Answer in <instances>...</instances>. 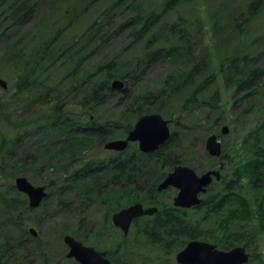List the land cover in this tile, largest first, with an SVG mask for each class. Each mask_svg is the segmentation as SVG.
I'll return each instance as SVG.
<instances>
[{
    "label": "trees",
    "instance_id": "obj_1",
    "mask_svg": "<svg viewBox=\"0 0 264 264\" xmlns=\"http://www.w3.org/2000/svg\"><path fill=\"white\" fill-rule=\"evenodd\" d=\"M79 1L50 0L42 9L40 7L42 0H0V28H3L2 35L8 41L0 64L10 65L13 79L16 77L12 82L15 91L9 101H14L12 103L15 104L21 99L25 103L36 104L43 101L45 104L41 112L24 118L19 117V111L13 112L11 108L10 112L8 110L4 112L6 107L3 109V106L8 105L9 101L5 102V99L0 97V115L9 123L7 129L8 133L11 132L4 133L0 127V135L3 136L0 140V166L4 165L5 158L1 162L4 152L7 153L6 158L11 157V152H17L19 147L26 146L19 145L24 142L23 136L30 133L31 125H34L43 141L48 137L47 142L54 143V148L48 155L52 159H58L54 170L60 171L63 187L74 188L83 200L88 197L90 201H99L108 206L109 212L105 221L111 225L110 216L113 212L127 203L136 201L139 196L140 201L148 202L153 198V194L157 193L155 184L166 173L152 186L143 187L141 181L150 177L143 173H147L148 166L153 165L147 164L156 163L160 159L163 166L172 168L181 162L172 154V149L166 147L168 142L161 146L159 150L162 151L143 153L136 150L129 154L127 149L110 156L103 155L100 145L107 140L104 131L113 124L111 122L98 124L95 120L89 119L86 124H82L78 114L75 113L73 116V112L69 110L70 103L79 104L84 113L91 114L92 109L104 103L118 90L111 86L114 78L136 79L165 55L179 62L165 82L168 90L161 89L158 93L146 90L140 93L141 101L137 100L133 104L135 107L127 102L126 112L138 117L156 112L151 110V105L158 101L167 102L177 94L184 96L181 100L184 108L195 106L200 101H207L221 111V103L216 104L211 100L213 82L220 81L223 77L229 86H234L233 93L239 92L243 87L261 86L264 83V63L261 64L259 60L264 59V49L255 54L244 51L215 63L212 59L198 60L199 56L194 50L193 25H189L183 15L165 22L170 12L194 0H162L158 8L146 12H143L139 0H111L83 33L77 35L79 39L70 42L73 38L70 40L66 35L75 23L91 6L100 2ZM250 6L253 13H257L263 9L264 0H256ZM128 9H133L136 13L124 16ZM53 11L57 12L58 17ZM121 13L123 19H118L117 15ZM52 18L63 19L65 23L49 21ZM114 22L118 24L110 30ZM22 28L25 34L20 33ZM126 30L133 36L127 47L143 44L141 52L131 57L132 71L129 68L130 61H120L116 57L92 64V67L83 74L78 72L87 58L99 51L100 46ZM92 41L98 43L88 50ZM68 61L70 63L72 61L71 68L63 78L56 81L54 73L57 67ZM124 81L125 86L119 90L130 99L128 81ZM188 88L189 92L185 94L183 91ZM254 88L252 92L257 89ZM79 90H82L80 97ZM206 95L207 98H202ZM233 103L236 104V100ZM156 110L162 112L161 114L171 122L172 115L159 106ZM222 115L224 112H220L218 116L220 121ZM217 124L218 120L214 119V126L217 127ZM258 124L243 139L245 151H248L238 157L233 169L234 178H223L222 181L209 185L200 205L185 209L175 207L171 202L158 203L156 205L159 206V210L153 216L136 220L139 223L143 220L150 221L153 225L151 237L154 242L167 246L171 251L173 244H186L190 239L199 237L197 225L192 218V213L199 211H202V216L216 220V229L209 238L221 248L230 249L238 244L249 246L255 240H260L263 230L255 228L254 220H258L260 226L264 225V140L260 136V131L264 133V122L259 121ZM131 127L128 125L127 131ZM173 135L174 129L171 136ZM223 152L222 156H226ZM31 153L22 159L20 169L34 168L37 162H40L39 158L32 156L34 152ZM78 161L80 165L76 164ZM54 183V180H51L48 185ZM12 185L10 192L0 187V263H8L5 258L10 257L13 252L12 246H16V242L10 237L11 228L18 226L25 211L31 210L26 196ZM214 185H219L217 191L213 190ZM59 189L63 190L62 186ZM12 204H15L16 209ZM81 221L84 222L85 218ZM250 222L251 229L246 227ZM83 228L81 225L77 231L82 233ZM118 231L112 237L115 238L119 234L123 241L127 240L128 237ZM27 232L28 229L23 232L21 238L27 240ZM64 232L65 230L61 234ZM156 232H159L160 239L154 237ZM106 234H109L108 229H100L94 234L98 245ZM74 236L81 239L77 234ZM252 254L256 256L254 252ZM20 261L21 259L17 258L14 264L22 263Z\"/></svg>",
    "mask_w": 264,
    "mask_h": 264
},
{
    "label": "rangeland",
    "instance_id": "obj_2",
    "mask_svg": "<svg viewBox=\"0 0 264 264\" xmlns=\"http://www.w3.org/2000/svg\"><path fill=\"white\" fill-rule=\"evenodd\" d=\"M74 1V0H68ZM80 2L79 0H75ZM111 0H100L99 3L91 6V8L83 14L79 21H77L72 30L66 35L70 42H76L79 39L80 33L94 20V18L101 12V10ZM162 0H139V4L146 12L153 8H158ZM256 0H194L181 7L176 8L170 12L165 22L173 21L178 15H183L189 25H193L195 53L199 56L198 60L212 59V62H219L227 57H232L244 51L255 54L257 51L264 49V7L261 11L253 13L250 4ZM50 0H42L41 8H45ZM88 0H83V3ZM67 3V2H66ZM58 17L56 11H53ZM136 11L128 9L124 16L135 14ZM118 19H123V13L117 15ZM51 22L64 24L63 19L52 18ZM117 22L112 23L110 30L117 26ZM3 28H0V60H3L5 54L6 41L2 35ZM20 33L25 34L24 28L20 29ZM133 38L131 32L124 31L112 38L105 45L100 46L99 51L92 57L87 58V61L79 68V73L83 74L92 67V64L118 58L120 61H130V71L133 70L131 65V57L139 54L142 50L143 44L127 47L129 40ZM75 40V41H74ZM97 41H92L88 46V50L97 44ZM75 44V43H73ZM85 48H83L84 52ZM82 52V53H83ZM261 64L264 59L259 60ZM258 61V62H259ZM178 61L171 57L162 56L159 60L151 64V66L136 79L123 80L128 81L129 98L120 93V90L112 93L104 103L97 108L91 110V114L84 113L79 104L70 103V108L74 116L78 114L82 124H86L89 120H95L96 123L111 122L113 126L108 127L104 133L108 139H116L127 134L126 127L133 126L138 116L130 112H126L127 102L132 106L137 100L141 101L140 93L151 90L158 93L161 89L168 90L165 83L173 69L178 66ZM72 66L71 63L64 62L57 67L54 73V78L59 81L67 74ZM0 74L5 78L9 87L3 89L0 86V97L9 101L15 89L12 86L13 71L10 65L0 64ZM212 91L210 93L211 100L214 103H221V111L217 106L209 104L207 101H200L197 105L190 108L182 107L181 100L183 95H174L171 100L167 102H157L151 105V110L157 112V106L161 107L163 111L168 112L171 118V128L174 129L175 135L171 136L167 141L166 147L172 149V154L178 158L182 164L190 165L199 174L204 173L209 169L221 168V180L223 178H234V165L238 162V157L243 156L246 146L243 143L244 137L258 126L259 121L264 122V83L261 86L243 87L239 92L233 93L234 86H229V83L221 77L220 81L213 82ZM256 87L255 92H252ZM254 88V89H253ZM67 88L65 87V92ZM185 94L189 92V88L183 91ZM250 92V93H248ZM63 98L66 99L64 93ZM82 96V90L78 91V97ZM127 98V99H125ZM202 98H207V95ZM236 100V104L233 101ZM14 101H9L8 105L3 106V111L10 108L12 111H19V117H28L41 112L45 108L43 101L36 104L25 103L21 99L15 104ZM12 103V104H10ZM128 106V108L130 107ZM135 107V105H133ZM1 111V109H0ZM220 112H224L220 121ZM162 113V112H161ZM77 118V119H78ZM218 118V119H217ZM89 119V120H88ZM214 119L218 120V126H214ZM9 123L0 115V127L4 133H8ZM227 125L229 131L222 134L221 128ZM217 133L218 138L222 143L224 154L226 156L215 157L211 156L206 148V140L209 134ZM27 135V136H25ZM23 137L24 142L19 146L17 152H11V157L4 152V165L0 166V187L3 190L11 191V185L18 190L14 184L15 177L18 175H26L35 184H45L48 189V195L45 197L38 207L31 208L25 211L22 221L11 228V240L16 242V246H12L13 252L10 257H6L5 261L8 263L0 264H14L15 259H21L20 264H79L74 258H68L66 253L69 246L64 242L63 235L70 233L73 236L79 235L80 240L84 244L94 245L106 252V255L112 260L113 264H179L176 259V253L185 245L182 243L173 244L170 251L167 246L154 242L151 237L152 224L150 221L143 220L140 223L134 222L129 234L126 235L127 240L123 241L119 234L112 237L118 231V228L105 221V217L109 212V207L102 202L90 201L88 197L83 200L79 192L72 187H63L64 184L60 180V171L54 170V166L58 164V159H52L49 152L54 148V143L42 140V136L31 125L29 134ZM260 136L264 140V133L260 131ZM3 138L0 135V140ZM106 141V140H105ZM104 141V142H105ZM45 142V143H44ZM100 148L103 149V144ZM44 143V144H41ZM44 146V147H39ZM264 146V142H263ZM20 149V150H19ZM19 150V151H18ZM139 150L137 142L131 143L128 147L127 153ZM159 151H162L159 150ZM33 157L40 159V162L27 170L20 169L23 158L27 154H32ZM44 152V154H43ZM103 155H113L115 151L105 149L102 150ZM233 158V159H232ZM142 159V158H141ZM27 164V163H26ZM80 165V161L76 162ZM153 164V165H152ZM147 174L150 177L144 178L141 181L143 187L152 186L159 177L167 174L172 168L163 166L160 159L156 163H150ZM159 169L162 171H159ZM169 169V170H168ZM168 171V172H167ZM165 174V175H166ZM66 175V174H65ZM152 178V181H151ZM54 180V185H48ZM219 182V181H218ZM158 182L155 184L157 186ZM62 186L63 190L59 189ZM213 190L218 189L219 185H214ZM157 189V188H156ZM75 190V191H74ZM19 191V190H18ZM61 194H60V192ZM178 189L174 186L166 190L158 191L153 194V198L148 201H136L127 203V205L135 202H144L145 204L158 203H173L174 195L177 194ZM207 192L201 194L205 196ZM26 196V195H25ZM27 201H29L26 196ZM29 205V204H28ZM126 205V204H125ZM12 207L16 209L15 204ZM65 210V212H60ZM82 218L85 221L82 222ZM194 223L197 225V232L200 234L195 239L206 240L212 242L209 238L216 229V220L214 218H206L202 216V211L192 213ZM40 223L38 224V221ZM139 221V220H138ZM215 221V222H214ZM264 223V222H263ZM147 225V227H145ZM252 222L247 225L251 229ZM19 225L21 227H19ZM83 225L82 233L77 230ZM34 226L38 229V235H34L29 231V228ZM256 229L263 230L260 240H255L248 247L256 256L251 258L247 264H264V225L260 226L258 220H254ZM139 228H142L139 230ZM27 232V240L21 238L25 230ZM100 229L109 231V234L101 240V244L96 243L94 234ZM65 230L63 234L61 232ZM1 231V230H0ZM120 232V231H118ZM108 233V232H107ZM122 233V232H121ZM159 232H156L154 237L160 239ZM101 238V239H102ZM1 242V241H0ZM243 245V244H238ZM48 256V257H46ZM45 257V258H44ZM47 260V261H46Z\"/></svg>",
    "mask_w": 264,
    "mask_h": 264
},
{
    "label": "water",
    "instance_id": "obj_3",
    "mask_svg": "<svg viewBox=\"0 0 264 264\" xmlns=\"http://www.w3.org/2000/svg\"><path fill=\"white\" fill-rule=\"evenodd\" d=\"M124 85L125 83L121 79H115L112 82V86L115 88H122ZM0 86L4 88L8 86L7 81L1 75ZM228 131L227 125L222 127L223 134ZM170 135L169 121L160 113H149L138 118L126 138L110 140L104 146L107 149L123 150L128 146L129 141H138L141 151L154 152L169 139ZM206 148L212 156L221 155L222 144L217 134L213 133L207 137ZM221 168L210 169L198 174L191 166L177 164L158 184L157 189L161 191L170 186L177 187L178 193L174 196V204L190 208L202 202L200 193L207 190L213 177L217 180L221 179ZM15 184L21 192L28 194L31 207L40 205L42 199L47 195L44 185L36 186L24 175L17 176ZM157 210V206L144 207L142 203L137 202L115 212L112 220L115 225L122 228L125 234H128L131 223L136 217L153 215ZM30 231L37 235L35 228L32 227ZM64 241L69 246L67 257H75L81 264H111V260L104 251L85 245L70 234L64 235ZM249 258L250 253L245 246L223 250L211 242L200 239L190 240L176 254V260L181 264H244Z\"/></svg>",
    "mask_w": 264,
    "mask_h": 264
}]
</instances>
